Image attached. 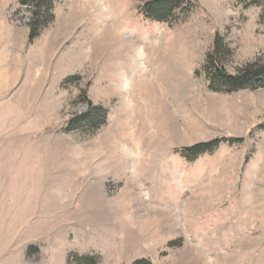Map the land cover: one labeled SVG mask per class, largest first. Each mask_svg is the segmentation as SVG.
Masks as SVG:
<instances>
[{
	"label": "rangeland",
	"instance_id": "rangeland-1",
	"mask_svg": "<svg viewBox=\"0 0 264 264\" xmlns=\"http://www.w3.org/2000/svg\"><path fill=\"white\" fill-rule=\"evenodd\" d=\"M147 1L0 0V264H264L261 6Z\"/></svg>",
	"mask_w": 264,
	"mask_h": 264
},
{
	"label": "trees",
	"instance_id": "trees-1",
	"mask_svg": "<svg viewBox=\"0 0 264 264\" xmlns=\"http://www.w3.org/2000/svg\"><path fill=\"white\" fill-rule=\"evenodd\" d=\"M183 0H150L145 3V14L156 20H164L174 9L182 4ZM32 2V19L29 23V37L35 35V30L39 26H44L51 18V2L50 0H31ZM254 5L261 6V19L264 21V0H251ZM214 50L206 56L205 69L208 73L209 84L211 90L216 91H234L237 89H248L253 85V81L261 79L264 81V65L260 66L256 63L249 64L241 69L237 74H228L223 67L216 62L215 53H219L221 46L218 40H214ZM218 51V52H217ZM96 112L97 110H93ZM91 111V113L93 112ZM88 115V113H87ZM92 115H89L83 122L85 126L92 123ZM217 141L201 143L180 151L181 155L190 156L196 153L206 151L213 148Z\"/></svg>",
	"mask_w": 264,
	"mask_h": 264
},
{
	"label": "bare ground",
	"instance_id": "bare-ground-1",
	"mask_svg": "<svg viewBox=\"0 0 264 264\" xmlns=\"http://www.w3.org/2000/svg\"><path fill=\"white\" fill-rule=\"evenodd\" d=\"M129 123H131V119H129L128 124H129ZM132 126H133V125H132ZM129 127H130V125H129ZM124 129H127V126H126V128H124ZM124 129H123V130H124ZM128 129H129V128H128Z\"/></svg>",
	"mask_w": 264,
	"mask_h": 264
}]
</instances>
